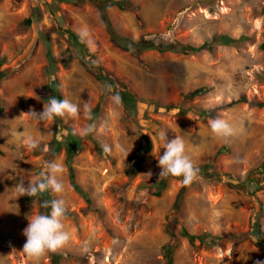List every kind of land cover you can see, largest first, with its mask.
I'll return each mask as SVG.
<instances>
[{
	"label": "rangeland",
	"instance_id": "1",
	"mask_svg": "<svg viewBox=\"0 0 264 264\" xmlns=\"http://www.w3.org/2000/svg\"><path fill=\"white\" fill-rule=\"evenodd\" d=\"M127 1L138 8L121 11L108 0L102 5L116 31L134 41H150L162 48L168 47L167 41L200 47L216 35H227L236 43L193 53L146 50L134 55L111 41L93 4L0 0V58L4 60L0 66V236L9 244L0 245V264H34L23 252V229L27 217L39 213L43 195L21 197L15 187L20 177L27 185L40 168L46 170L44 154L27 148V137L31 135L48 151L55 138L62 141L63 126L82 137L72 166L92 204L89 207L71 187L62 149L53 161L63 166L65 192L59 198L71 215L64 221L70 238L60 249L70 256H64L61 264H167L168 226L172 231L184 226L192 233H235L243 239L237 246L230 238H221L213 246H194L181 237L174 264H256L264 254L247 235L258 218L264 237V209L259 213L260 203L264 206V108L256 105L264 103V0ZM28 18L33 21L30 27L24 24ZM59 25L81 36L88 52L68 41ZM90 55L155 104L143 106L139 115L128 112L127 119L109 84L98 81L88 69ZM46 85L53 90L43 93ZM201 88L209 91L183 97ZM58 93L80 106L78 119L40 121L21 116L30 108L42 112L47 103L42 97ZM241 97L243 102L229 106ZM84 102L92 109L91 121L84 118ZM172 107L185 112L177 114ZM210 109L214 116L200 115ZM216 118L229 122L236 134L216 139L210 129V121ZM90 123L96 124V132L82 136L81 129ZM141 128L153 146L149 152L143 150V160L130 179L128 162L137 152ZM157 130H164L169 141L182 137L193 164L209 165L206 172L219 176L210 179L199 171L196 186L188 190L178 210L174 205L182 192V178H159L162 145L154 135ZM20 132L24 135H17ZM103 144L111 148L109 158L102 154ZM163 179L166 187L156 195ZM51 254L39 264H52Z\"/></svg>",
	"mask_w": 264,
	"mask_h": 264
},
{
	"label": "trees",
	"instance_id": "2",
	"mask_svg": "<svg viewBox=\"0 0 264 264\" xmlns=\"http://www.w3.org/2000/svg\"><path fill=\"white\" fill-rule=\"evenodd\" d=\"M63 3L71 4L72 2H76V4H86L90 3L96 6L98 8L102 21L105 25L106 31L113 43H115L118 47L123 49L124 51L130 52L131 54L134 55H139L141 52L146 51V50H158L159 52H166V51H174V52H200L204 49H209L212 50V46L215 44H220V45H226V46H232L236 43V40L230 38L227 35H216L213 37L212 42H207L205 45L200 46V47H194L191 45H183V44H178V42L175 41H167L166 44H168V47L162 48V47H157L150 41H134L131 38L125 37L118 33L116 29L114 28L111 20L109 19L108 15L105 13V7L102 5L103 0H60ZM110 1L109 5L116 6L118 7L121 11H135L138 7L131 3V1L127 0H121V1ZM105 2V1H104ZM33 21L32 18H28L24 21V24L27 27H30L32 25ZM60 33L67 38L68 41L72 42L76 46H78L81 50L84 52H88L87 46L85 42L83 41L82 37L79 36L76 32L73 30L64 27L63 25L58 26ZM180 46V49L178 47ZM264 48V45H263ZM47 51L49 54L51 53V48L49 43L47 44ZM89 57V63H87V67L90 71H92V74L97 78L98 81L102 83H108L109 87L111 89V94L116 98L119 97V102L123 105V108L126 111L125 117L128 119L130 117L128 112H134L139 115L141 113V108L143 106H151L152 104H155V101H150L146 100L139 95H137L134 91L131 90L130 86L128 84L123 83L119 78H117L115 75L109 73L104 69L102 66H100L99 62L96 61V59L93 57V55L88 56ZM4 63V60L0 58V66L1 64ZM53 77H55L53 75ZM55 80V89L57 90L59 88V84L57 82V79L54 78ZM42 92L47 93L50 90H53V87L46 85L42 87ZM209 91V89H198L197 91L190 92L186 95H183V97L187 98H192L196 97L200 94H205ZM53 97V96H50ZM49 97H42L44 101H47ZM55 98L57 99H63L62 96L58 93ZM243 97L237 100L231 101L229 106H234L238 103L243 102ZM258 107L264 108V103L262 104H256ZM171 109H174L175 112L178 114H183L185 111H182L180 107H172ZM211 115L214 116L213 110H204L201 111L200 115ZM59 118H57L58 120ZM61 132V138L62 141H58L57 138H55L52 142L48 144L49 149L48 151H44L45 145L42 144L39 146L38 149H36V154L43 153L44 154V159L43 163L46 164L48 161H53L54 158L60 153L62 149L65 150L66 152V163L68 165L69 169V180L71 187L81 196L85 199L87 202L88 206L90 207L92 204L91 198L88 197V194L85 190H83L77 183L76 181V174L75 170L72 166L73 159L75 155L78 153L79 149L82 147V137H80L72 128L63 126L62 129H60ZM152 142L149 140V138L146 135V130L141 128V133H140V139H139V144L137 148V152L129 159V169H127V175L129 176L130 179L133 178L134 173L133 169L136 167L135 165H138V163L143 160V150L146 152L151 151L152 149ZM106 158H109V154L102 153ZM160 154H163V149L161 150ZM199 171L204 172V177L209 176L210 179L213 177L219 178L216 174L211 176L207 171V168H209V165H200L196 166ZM262 168L264 169V163L262 164ZM41 171H46L43 168H40L39 173ZM208 178V177H206ZM166 179H163L160 184H158V192H156V195H160L162 190L166 187ZM196 186V183H192L190 186H184L182 185V189L178 196V199L174 205V208L178 210L180 208V202L184 199L185 194L189 192L188 190L190 188H193ZM255 196V195H254ZM253 196V197H254ZM29 199H34L30 198ZM53 197L51 196L50 192H46L43 194V197L41 200H51ZM255 200H257V197H255ZM260 212L261 213L264 209V206L260 203ZM50 209H43L40 207L39 213L43 212H48ZM70 212L67 210V216H70ZM261 224L258 218H256L255 223L252 226L251 231L249 232V235L247 237H252L255 240L256 246L261 250V252L264 254V237L263 233L261 231ZM167 233L170 237V240L167 244V246L164 247V255L166 259L167 264H174V252L178 247V242L179 238L183 237L187 239L192 245H203L205 244L206 246H213L219 239L221 238H230L233 240L234 245H239L242 242V238L239 234L235 233H230L227 235H213L212 233L209 232H196L192 233L190 232L186 227L182 226L179 230L177 231H172L170 229V226L167 227ZM9 245L8 242L4 239L1 238L0 236V245ZM51 253V252H50ZM52 256V264H61L60 261L61 259L64 258V256H70L69 253L59 250L55 253L51 254ZM262 264H264V257L260 261Z\"/></svg>",
	"mask_w": 264,
	"mask_h": 264
},
{
	"label": "clouds",
	"instance_id": "3",
	"mask_svg": "<svg viewBox=\"0 0 264 264\" xmlns=\"http://www.w3.org/2000/svg\"><path fill=\"white\" fill-rule=\"evenodd\" d=\"M116 102L119 103V97H116ZM80 111V106L67 98L49 97L42 112L37 113L30 108L29 113H21V116H32L40 121H55L57 118L60 120H76L80 116ZM83 115L86 120L91 121L94 119L88 102L83 104ZM210 129L213 136L220 140H227L237 132V129L229 122L220 118L210 121ZM96 130V124L90 123L81 129L80 134L88 136L95 133ZM17 135L23 136L24 133L20 132ZM154 135L163 149V154H160L157 158V166L161 169L159 178L169 176L182 178L180 183L184 186H190L198 179L199 169L185 154L183 138L176 136L175 139L169 141L164 130H157ZM26 146L29 149L36 150L39 148V142L29 135ZM101 148L105 154L111 152V148L107 144L101 145ZM126 155L128 156L129 153ZM62 175L63 166L56 161H48L46 162V171H41L34 179L28 181L27 185L24 179L20 177L19 183L15 187L21 197L27 196L39 199L46 192H51L57 196L56 199L40 201V207L50 209V211L32 213L27 217L29 222L27 227L23 229V235L26 237L23 252L34 264H39L41 258L47 253H55L62 249L70 238L69 233L65 231L64 224L67 218V206L64 199L59 198L65 192ZM148 175L151 176V173ZM256 264H262V262L257 261Z\"/></svg>",
	"mask_w": 264,
	"mask_h": 264
}]
</instances>
